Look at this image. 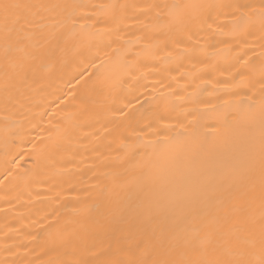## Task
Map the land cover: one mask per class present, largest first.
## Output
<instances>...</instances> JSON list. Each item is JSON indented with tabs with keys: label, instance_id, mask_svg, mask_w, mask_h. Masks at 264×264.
I'll return each mask as SVG.
<instances>
[{
	"label": "bare ground",
	"instance_id": "1",
	"mask_svg": "<svg viewBox=\"0 0 264 264\" xmlns=\"http://www.w3.org/2000/svg\"><path fill=\"white\" fill-rule=\"evenodd\" d=\"M0 264H264V0H0Z\"/></svg>",
	"mask_w": 264,
	"mask_h": 264
},
{
	"label": "snow or ice",
	"instance_id": "2",
	"mask_svg": "<svg viewBox=\"0 0 264 264\" xmlns=\"http://www.w3.org/2000/svg\"><path fill=\"white\" fill-rule=\"evenodd\" d=\"M3 7L7 11V9H9L11 7H18V6H16V5H4Z\"/></svg>",
	"mask_w": 264,
	"mask_h": 264
}]
</instances>
